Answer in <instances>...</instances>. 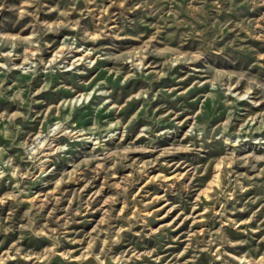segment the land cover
Returning <instances> with one entry per match:
<instances>
[{"label":"rangeland","instance_id":"rangeland-1","mask_svg":"<svg viewBox=\"0 0 264 264\" xmlns=\"http://www.w3.org/2000/svg\"><path fill=\"white\" fill-rule=\"evenodd\" d=\"M0 264H264V0H0Z\"/></svg>","mask_w":264,"mask_h":264},{"label":"bare ground","instance_id":"bare-ground-1","mask_svg":"<svg viewBox=\"0 0 264 264\" xmlns=\"http://www.w3.org/2000/svg\"><path fill=\"white\" fill-rule=\"evenodd\" d=\"M218 177V176H217Z\"/></svg>","mask_w":264,"mask_h":264}]
</instances>
